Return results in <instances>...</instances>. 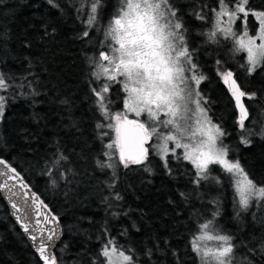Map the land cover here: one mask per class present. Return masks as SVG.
I'll list each match as a JSON object with an SVG mask.
<instances>
[{
  "label": "trees",
  "instance_id": "16d2710c",
  "mask_svg": "<svg viewBox=\"0 0 264 264\" xmlns=\"http://www.w3.org/2000/svg\"><path fill=\"white\" fill-rule=\"evenodd\" d=\"M59 2L65 7L64 0ZM105 3L107 8L98 10L101 27L107 25L114 0H105ZM175 3L189 29L186 36L189 47L197 49L193 61H198L207 76L200 91L209 102H215L211 103L209 115L229 133L224 138L230 149L229 157L238 159L257 184H264V140L252 137L249 146L240 143L243 131L238 133V122L234 123L238 121L237 112L218 76L221 70H231L246 92L257 93L254 101L244 100L250 113L245 128L252 126L251 120L256 118L260 123L253 127L259 131L260 124L264 123V118L258 115L264 109V67L249 76L238 67L245 63L244 54L234 58L230 55L229 40L221 38L220 44H204L205 37L200 33L208 31L210 22H201L187 13L189 9L200 11L197 4L207 3L210 9L216 0H175ZM248 7L264 10V0H249ZM252 20L249 16L251 32L255 27ZM0 27L9 29L11 36L8 44L11 58L0 64V70L19 81L27 75L40 92L35 104L31 98L9 100L3 122H0V156L21 173L58 216L62 237L54 251L58 259L62 255L63 264H92L102 243L110 237H115L117 246L135 250L136 264H177L173 249L181 258L180 264H194L190 241L197 233V226L211 218L215 205L209 201L213 197L220 199L221 215L216 218L217 223L235 237V243L256 247L264 239V224L251 227L243 219L249 218L252 208L241 214L239 221L233 218V189L226 182L222 187L202 186L199 191L203 196L197 198L188 175L194 168L187 161L169 157L173 172L168 175L159 157L150 155L152 173L135 167H118L115 188L107 186L111 183V171L106 174L93 164L99 144L93 135L95 117L90 107L89 85L85 82L90 71L85 56L98 52L103 36L93 28L88 38L78 40L77 35L85 31L86 26L76 18L72 7H65V14L61 15L45 0H0ZM45 27L48 36H44ZM88 39L94 43L87 44ZM25 40L31 48L22 46ZM25 57L31 58V65ZM217 60L222 61V66L216 64ZM62 99H68L71 107L61 105ZM253 104L258 107H252ZM119 110L118 103L112 111ZM70 120L80 122L79 132L66 127ZM59 152L68 156V161H60V167L56 165ZM68 169L72 172L68 173L67 180L61 179L60 173ZM213 174L220 175L216 166H213ZM220 178L223 181V176ZM117 192L122 200L114 199ZM181 192L191 193L187 201L180 196ZM105 197L109 198L111 208L104 203ZM122 232L125 234L121 235ZM147 249H152L150 258L144 255ZM246 253L247 248H238L236 254L242 257ZM252 259L254 264H264V256L259 252ZM0 264H41L11 220L1 198Z\"/></svg>",
  "mask_w": 264,
  "mask_h": 264
},
{
  "label": "snow or ice",
  "instance_id": "6c2138e0",
  "mask_svg": "<svg viewBox=\"0 0 264 264\" xmlns=\"http://www.w3.org/2000/svg\"><path fill=\"white\" fill-rule=\"evenodd\" d=\"M45 3L61 15L65 14V7L74 9L76 18L86 26V30L77 35L78 40L88 38L89 30L93 28L102 33L98 53L85 56L90 68L85 82L89 85L90 107L95 117L93 135L99 144L93 164L106 174L111 171L109 188H115L118 167H135L152 173L150 155L159 157L166 173L172 175L173 170L169 167L171 157L176 161H187L194 168L188 173L189 183L195 186L193 191L198 199L203 196L199 191L202 186L222 187L226 182L233 188L235 220L239 221L241 214L248 213L253 207L264 210V184H257L238 159H229L230 149L224 143L229 133L214 123L209 115L211 103L215 102H209L199 90L207 76L198 61H193L197 49L189 47L186 39L189 29L185 27L184 14L176 7L175 0H114L105 27L100 26L98 18V10L107 8L105 0H64L65 7L59 0H45ZM248 5L249 0H216L210 9L207 3L197 4L200 11L189 9L187 14L201 22H210L208 31L200 33L205 37L204 44H220L222 37L231 40L230 55L233 58L246 54V62L238 64V67L251 76L264 67V10H254ZM249 16L253 17L252 23L258 29L256 35H250ZM237 21L241 26L239 33L235 30ZM52 32H55L54 28ZM48 35L45 27L44 36ZM10 41V30L0 27V53H3L0 64L11 58ZM93 43L92 39L87 40V44ZM22 46L31 48L27 40ZM25 59L31 65V58ZM216 64L222 66V61L217 60ZM218 76L226 87L233 110L239 112L238 121L234 123L238 122V133L243 131L240 143L249 146L252 137L264 140V123L260 124L259 131H255L253 126L257 120L253 118V126L245 128L250 113L244 100L254 101L257 93L246 92L231 70L218 72ZM33 83L27 75L19 81L0 70V93H7L0 94V122H3L9 100L31 98L35 104V97L40 92ZM118 103L122 110L113 112ZM60 104L65 108L71 107L68 99L60 100ZM252 107L258 106L253 104ZM130 115L134 118H129ZM258 115L264 118V109ZM79 123L70 120L66 127L79 132ZM60 161H68L63 152H59L56 160L58 167L62 166ZM0 166H3L0 168V191L8 192L7 198L14 210L12 215L32 242L39 260L42 264H63L62 255L58 259L54 251L62 235L59 218L3 157H0ZM213 166L218 168L220 175L213 174ZM69 172L72 169L61 172V179L67 180ZM220 176H223V181ZM190 195L180 193L185 201ZM114 199L119 201L123 197L117 192ZM104 203L112 207L108 197L104 198ZM209 203L215 205L211 218L197 226L201 234L194 235L190 241L194 264H254L252 258L257 252L264 256V239L256 247H248L244 242L235 243V237L217 223L216 218L221 215L219 197H213ZM252 216L256 220L255 213ZM257 222L264 224V220ZM164 242L168 243L167 240ZM207 242L213 243L210 246ZM238 248H247V253L237 257ZM135 255V250L117 246L115 237H110L102 243L92 264H97V261L99 264H136ZM144 255L150 258L152 249H147ZM172 255L180 264L181 258L176 250H172Z\"/></svg>",
  "mask_w": 264,
  "mask_h": 264
},
{
  "label": "water",
  "instance_id": "95a60500",
  "mask_svg": "<svg viewBox=\"0 0 264 264\" xmlns=\"http://www.w3.org/2000/svg\"><path fill=\"white\" fill-rule=\"evenodd\" d=\"M236 112H237V119L239 118V112H238V110H236ZM1 157V156H0ZM13 166V165H12ZM3 166H0V168H2ZM14 167V166H13ZM18 171V170H17ZM19 172V171H18ZM22 176V175H21ZM24 179V178H23ZM24 181H25V183H27L26 182V180L24 179ZM28 184V183H27ZM29 185V184H28ZM29 187H30V189H31V191L32 192H34V193H36V195L41 199V200H43L40 196H39V194L37 193V192H35L32 188H31V186L29 185ZM8 192L5 190V191H0V198L3 200V202H4V204H5V206H6V208H7V210H8V213H9V216H10V218H11V220L13 221V223L15 224V226L17 227V229L20 231V233L22 234V236H23V238L25 239V241H26V243L28 244V246L31 248V250H32V252L34 253V255L37 257V259L39 260V257H38V253H36L35 252V249L33 248V246H32V242L28 239V237L23 233V230H22V228H21V226H20V224L19 223H17L16 222V220H15V218H14V216L12 215V212L14 211L12 208H11V206H10V202H9V200H8ZM44 201V200H43ZM44 203L48 206V209H50V207H49V205L44 201ZM51 210V209H50ZM51 213L53 214V215H55V216H57L52 210H51ZM58 217V216H57ZM59 227L62 229V227H61V224H60V221H59ZM61 237H62V235H61ZM61 237H60V239H61ZM60 239L56 242V244L60 241ZM39 262L42 264V261H40L39 260Z\"/></svg>",
  "mask_w": 264,
  "mask_h": 264
},
{
  "label": "rangeland",
  "instance_id": "374dc122",
  "mask_svg": "<svg viewBox=\"0 0 264 264\" xmlns=\"http://www.w3.org/2000/svg\"><path fill=\"white\" fill-rule=\"evenodd\" d=\"M108 23V22H107ZM248 28H249V30H251V28L248 26ZM235 30L239 33L240 31H241V26H240V23H239V21H237V23L235 24ZM258 32V29L256 28V26L254 27V29H253V32H251L250 31V35H256V33ZM222 38V37H221ZM230 42H231V40H229ZM231 45H232V42H231ZM99 50V49H98ZM105 50H107V49H105ZM98 53V52H97ZM244 54V53H243ZM244 61L246 62V54H244ZM221 71H223V70H221ZM220 71V72H221ZM225 71V70H224ZM120 110H122V105H120ZM119 110V111H120ZM129 118H134L133 116H131L130 115V117ZM258 123H260V122H257L256 124H258ZM253 126V125H252ZM113 137H114V133H113ZM108 142V141H107ZM171 146V145H170ZM229 159H230V157H229ZM232 160H236V158H232ZM233 189V188H232ZM253 210L251 211V213H250V216H249V218H243L247 223H248V225H250L251 227L253 226V227H257L258 226V220H259V218H263V220H264V210H262L261 208H259V207H253L252 208ZM253 213H255V216H256V220H254L253 219V216H252V214ZM243 215L245 214V213H242ZM201 233L200 232H198L197 231V233H196V235H200ZM210 246L212 245V243L213 242H207Z\"/></svg>",
  "mask_w": 264,
  "mask_h": 264
},
{
  "label": "flooded vegetation",
  "instance_id": "af4514ba",
  "mask_svg": "<svg viewBox=\"0 0 264 264\" xmlns=\"http://www.w3.org/2000/svg\"><path fill=\"white\" fill-rule=\"evenodd\" d=\"M200 90V89H199ZM121 104H119V106H120ZM121 108V107H120Z\"/></svg>",
  "mask_w": 264,
  "mask_h": 264
}]
</instances>
